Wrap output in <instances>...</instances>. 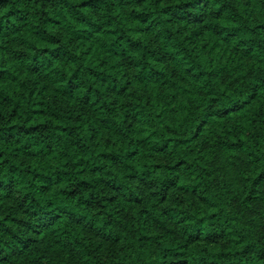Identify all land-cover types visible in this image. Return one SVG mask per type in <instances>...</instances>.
<instances>
[{
  "label": "trees",
  "instance_id": "trees-1",
  "mask_svg": "<svg viewBox=\"0 0 264 264\" xmlns=\"http://www.w3.org/2000/svg\"><path fill=\"white\" fill-rule=\"evenodd\" d=\"M0 264H264V0H0Z\"/></svg>",
  "mask_w": 264,
  "mask_h": 264
}]
</instances>
